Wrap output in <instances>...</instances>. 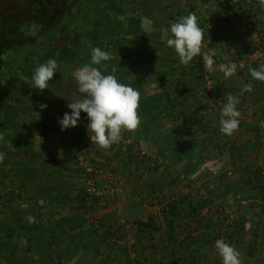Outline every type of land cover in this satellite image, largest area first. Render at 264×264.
Segmentation results:
<instances>
[{"label": "crops", "instance_id": "crops-1", "mask_svg": "<svg viewBox=\"0 0 264 264\" xmlns=\"http://www.w3.org/2000/svg\"><path fill=\"white\" fill-rule=\"evenodd\" d=\"M171 1L145 0L146 7L141 9L143 12L151 10V14L144 12L140 19L150 23L145 37L150 42L145 47L132 45L128 58L111 57L97 67L134 88H139L133 85L134 82H144L145 95L164 90L171 93L176 87H182L179 86L182 79L177 66L180 64L178 55L166 46V42L171 36L170 25L177 21L175 18L196 11L188 6L190 10L176 16ZM189 1L203 3L204 0H187V3ZM244 3L251 12L262 8L259 0H245ZM157 7L164 10L163 17L157 15ZM237 13L241 14L240 11L229 12L234 35L230 43L232 48L244 41L253 42L260 30L264 32V25L257 29L252 26V18L242 14L241 20L246 25H240ZM219 48L218 45L208 47L204 41L202 49L204 55H217V61L222 62L224 58ZM140 51L146 54H139ZM219 66L214 64L209 72L215 75L217 70L220 71ZM207 83L210 85L211 82ZM246 83H251L254 91L240 96L237 106L241 112L240 124L232 136L216 138L213 133H218L219 115L211 108L205 109L208 127L206 130L201 128L197 136L200 148L207 145L208 150L211 148L210 157L218 161L214 172L201 169L194 172L193 166L186 168L192 169L187 172L183 166L170 164L153 147L152 142L158 145L159 138L153 125L148 127L142 117L137 129L122 130L121 140L110 148L103 149L95 144L93 155H97L96 161L107 172L104 182L114 187L93 209V214H89L91 218H98V224L96 221L92 224L85 204L79 201L82 194L80 180L73 163L70 167L67 164L71 153L43 146L46 142L57 147L75 145L80 122L71 127V131L68 128L62 131L58 123L51 122L50 127L46 124L50 123L49 117L59 118L70 112L66 106L85 98L86 94L75 91L71 100H58L59 105L53 106V111H47L46 119L40 118L42 122L25 123L22 131L19 130L28 140L19 152L32 154L35 162H38L35 157H41L50 165L45 164L28 174L25 173L27 168L22 169L26 189L18 208L25 227L33 226L31 231L34 232L25 229V235L19 237L21 245H29L30 237H34L36 264H142L143 261L149 264H222L215 241L224 239L239 250L240 264H264V82L253 79L250 74L227 80L222 76L217 81L221 92L227 95L239 94ZM257 92L258 100L255 99ZM139 110L138 107V114ZM189 110L192 107L182 104L173 110L166 107L162 113L163 128L160 127L164 135L173 128L185 130ZM160 162L165 165L155 170V165ZM188 181L190 185L186 184ZM183 196L206 201L205 215L187 220L180 214L170 218L166 204ZM28 198L31 207L24 203ZM7 205L12 207L14 204ZM12 210L10 208V213ZM139 220L150 221L151 227L140 226Z\"/></svg>", "mask_w": 264, "mask_h": 264}, {"label": "trees", "instance_id": "trees-1", "mask_svg": "<svg viewBox=\"0 0 264 264\" xmlns=\"http://www.w3.org/2000/svg\"><path fill=\"white\" fill-rule=\"evenodd\" d=\"M62 4L63 0H0V58L2 59L0 62V92L1 90L9 88V77L13 71L18 69L22 58L23 49L21 44L24 41L28 44L30 40L27 41L24 39H28L29 35L31 36L33 34V30L28 27V24L23 23L24 19L21 18V12L28 10L30 7L32 9L30 11H33L34 14L39 12H41L40 14L44 13L45 18H42L45 23L53 24L61 19ZM231 6L232 3L230 0H221L219 7L215 10V24L212 27H209V25L208 27L206 25L200 26L204 30V41L207 42V46L216 47L218 45L221 47L219 51L220 55L224 58L225 64L231 61L240 65L243 61H246L242 68L238 67L236 74L243 76L244 74H249V65L253 67L260 65L258 61L250 62L249 59L257 46L264 45V32L262 30V34L258 35L260 37L258 40H254L253 42L244 41L239 43V45H233L234 49L230 47V43L234 39L231 27L232 23L229 18ZM192 8L193 6L191 5L190 9ZM55 10L60 11V13H57ZM250 14L253 17L252 26L259 29L258 27L264 25V7ZM139 54L141 53L139 52ZM203 56L204 50L202 49V55L194 58L190 64L177 65L180 78L182 79L179 86L182 87H176L174 92L170 93L164 90L162 92L145 95L144 88H142L144 82H134L133 85L139 86V88L136 87L140 92L139 115L145 120L148 127L153 125L159 138V143L156 148L158 154L165 160H168L170 164L183 166L184 169L193 166L195 167L193 168L194 172L200 169L214 172L217 169L215 165H217L218 161L210 157L212 152L211 148L208 150L207 145L200 148L197 134L201 131V128L204 130L208 127V120L204 114L205 109L211 108L213 112L219 115L223 107L222 101L227 102V94L221 92L217 84V81L223 76V73L217 70V73L215 72L216 74L212 75L209 72V68L205 67ZM213 57L216 61L217 55H213ZM220 73H222L221 77L216 76ZM208 81L211 82L210 85L207 83ZM257 94L258 92L256 93V100L260 98ZM180 104L188 108L192 107V110L188 111L189 113L186 117L187 125L184 128L185 130L173 128L171 131H168V135H164L163 131H161L162 129L160 130V127L163 128L161 120L164 117L162 114L164 109L170 107L173 110L175 107L180 106ZM218 128V133H213L216 138L222 137L221 135L224 136L220 132V127ZM159 130L160 133L157 132ZM164 145L167 146L163 148ZM214 146L216 147V145ZM162 165H165V163L160 162L156 164L155 170H159ZM191 170L186 169L185 171L191 172ZM189 183L190 181L186 184L190 185ZM83 189L84 186L79 201L84 205L85 198ZM184 199H186V202ZM205 205L206 201L202 202L200 200L188 199L187 196H183L180 199H171L166 204V213H168L170 218L173 215L177 216L180 214L185 220L197 219L199 216H202L201 212L205 208ZM138 223L140 226L143 225L146 228L151 227L150 221L146 223L143 220H139Z\"/></svg>", "mask_w": 264, "mask_h": 264}, {"label": "rangeland", "instance_id": "rangeland-1", "mask_svg": "<svg viewBox=\"0 0 264 264\" xmlns=\"http://www.w3.org/2000/svg\"><path fill=\"white\" fill-rule=\"evenodd\" d=\"M171 1V0H168ZM186 1V3H184ZM221 0H204L203 3H194L192 1H189L187 3V0H179V1H171L172 2V12L178 16L179 13H185L186 10L189 8L188 6H193L195 9H191L192 11H196L197 17H198V23L199 25H206L208 27L209 22L206 18L211 11L214 12L213 7L217 6L219 7V2ZM224 1V0H222ZM232 3V6L230 7L231 12H238L240 11L243 16H251L250 9H248L244 3L245 0H230ZM108 2V1H107ZM191 2V4H190ZM109 3H105L104 0H85V3L83 5H76L75 13L73 16L68 17L63 21V23L60 25L62 27V30H58V33L53 34V38L51 40V48H45L43 49L42 53L38 52L37 54L29 55L28 58H38L41 59L44 62H46L48 59H55L57 61V72L54 73V76L51 78L48 84V88H45L44 90H39L36 88H33L32 85V75L28 74L26 71H22V73L25 75V80L23 78L22 81L16 82L13 79L8 80L10 82V86L8 88V91L6 94L1 95L0 98V106L3 110H7L6 114H3V117L1 119V122H5L6 124L10 125L11 123L16 124L18 120H20V124L22 127L25 125V123H28L29 121H41L42 119L47 117L45 115L48 110H52L53 106H58V100H62L65 98L66 100H63V102L71 100V94H74L76 91L77 93L80 92L79 90V84L77 80L75 79V76L77 75V70L85 64L90 63L91 60V50L93 47H96L95 41L93 39V32L96 31V29H99L98 38L99 42H102L103 47L100 46L103 50L107 51L112 57L114 54H118L119 58H128L129 54V48L134 44L135 45H142V47H145L146 43H149L150 41L145 38L147 37V28L150 23H145L144 21L140 20L143 13L151 14V10H145L143 13H139L136 17V20L133 25L127 23V25L123 27L122 22H118L117 19L114 17V12H111L112 15L110 16L109 7L107 5ZM162 4V3H161ZM190 4V5H189ZM104 6L103 10L107 11L105 12L104 16H99L96 13L95 7L100 9ZM180 6V7H179ZM234 6V7H233ZM233 7V10H232ZM102 9V8H101ZM157 10V15L159 17L164 16V10L157 7L155 8ZM156 10H153V12L156 14ZM190 10V9H188ZM152 12V14H153ZM102 14V13H101ZM237 13L238 20L240 25L244 26L246 23L242 22L241 17L242 15ZM100 17V23L97 22V20ZM175 20H178L175 18ZM117 22V23H116ZM116 23V24H115ZM122 23V24H121ZM250 23V22H249ZM100 25V26H99ZM162 28V25L159 26ZM35 26H33L31 29L34 30ZM92 35V36H91ZM161 37V35H160ZM51 39V37H50ZM49 39V40H50ZM48 40V39H47ZM114 40H117V42L121 43V47L119 50L114 51L111 49L108 44H113ZM50 44V45H51ZM141 54H144L145 51H140ZM211 54V53H210ZM209 54V55H210ZM214 64H217V66L221 64H225L224 60L222 62L215 61ZM17 73L19 71H16ZM15 71L11 73L12 76H16ZM21 83V84H20ZM81 93V92H80ZM223 105L225 104L224 101H222ZM41 104H46L47 107L42 109L40 107ZM67 110L71 111L66 106ZM53 111V110H52ZM85 116V118H81L80 120V131L76 134L77 137L75 139V145L73 147L71 146H59L57 147L54 143L43 144V146H47V149H55L59 148L62 151H67L68 154L71 153L72 157L68 160L67 164L68 167H70L71 162L73 163V169L75 170L76 176L79 178L80 182V189L83 188V185L86 180V171H83L79 167L78 163V157L80 156L81 148L87 147L86 155L87 159H89V163L93 168H96V174H97V182H99L100 187H103L104 190L110 192L112 188H114L111 185L105 184V174L107 172L104 170L102 165L98 164L96 161V156L93 153L96 148V143L92 142L89 136V132L87 127L82 130V127L87 126L88 120L87 116L84 113H81V117ZM40 118H42L40 120ZM54 118V119H53ZM46 119V118H45ZM50 123L46 124V126L50 127L51 122L58 123V118L56 116H52V118L49 117ZM71 131V127L68 128ZM67 129V130H68ZM48 130V129H47ZM13 139L11 144L16 147V151H12L14 154V157H12L13 165L16 168H27L25 170V173H33L35 170H39L42 166L50 165V163L46 164L48 161H44L41 159V157H35L38 162H35L34 156L32 154L26 155L25 153L19 152L18 149H22V146L27 142L28 137L22 133H14ZM153 147L155 150H157L158 145H154ZM42 144H40V147ZM53 146V147H50ZM39 147V146H38ZM9 150V149H8ZM138 151V150H137ZM33 152V151H32ZM140 152V150H139ZM36 154V153H35ZM45 153H42L41 155H44ZM94 154V155H93ZM154 154V153H153ZM38 156V154H36ZM48 156V155H47ZM140 156V155H139ZM144 156V155H143ZM27 157V158H26ZM26 160L32 161L31 163H27ZM46 164V165H45ZM98 164V165H97ZM27 166V167H26ZM31 176V174L29 175ZM31 188H33L32 184H30ZM28 186V187H30ZM79 188V186H78ZM105 197V196H104ZM97 198L95 199L91 205L87 206L84 205L86 213L89 218L90 212L93 214V209L100 203V201L104 198ZM100 199V200H99ZM25 205L29 206L31 202L29 201V198L27 199V202H25ZM33 203V200H32ZM85 204V203H84ZM203 215L204 212L202 210L201 212ZM90 214V215H91ZM95 214V213H94ZM205 215V214H204ZM95 218H91V222L93 224L94 221L98 224L99 220L96 216ZM142 264H149L146 261H143Z\"/></svg>", "mask_w": 264, "mask_h": 264}, {"label": "clouds", "instance_id": "clouds-1", "mask_svg": "<svg viewBox=\"0 0 264 264\" xmlns=\"http://www.w3.org/2000/svg\"><path fill=\"white\" fill-rule=\"evenodd\" d=\"M264 7V0H259ZM171 36L167 39L166 46L173 48L178 55L179 63L190 64L194 58L202 55L204 45V30L198 23L196 13H189L180 17L170 25ZM111 59V55L96 46L91 50L90 63L84 64L77 70L75 79L79 84L81 93L85 98L76 102H70L67 107L70 112H65L58 118L61 130L76 127L81 120V113H86L87 128L92 142L103 149L110 148L122 138V130H135L141 123L138 107L140 104V92L131 84L121 82L114 74H104L100 67L104 62ZM206 68H212L215 60L213 55H204ZM106 66V64L104 65ZM236 62L221 64L219 70L224 79L235 76L238 72ZM57 72V61L48 59L39 64L33 71V88L44 90L48 88L49 81ZM250 76L258 81L264 82V63L258 67L248 66ZM251 83L244 84L239 94L227 95V102L223 105L219 114L220 132L226 136H232L239 127L241 112L238 109L240 96L253 92ZM42 109L46 104H41ZM3 154H0V160ZM32 218L29 217V220ZM215 247L219 252L222 264H240V252L224 239H217Z\"/></svg>", "mask_w": 264, "mask_h": 264}, {"label": "flooded vegetation", "instance_id": "flooded-vegetation-1", "mask_svg": "<svg viewBox=\"0 0 264 264\" xmlns=\"http://www.w3.org/2000/svg\"><path fill=\"white\" fill-rule=\"evenodd\" d=\"M144 1L145 0H104L105 3H109V5H106L109 7V10L107 11H110V16L112 15L111 12H114L113 15L117 21L124 23L123 27L124 25L126 26L127 23H129L131 27V25L135 23L133 21H135L138 14L143 13V9H141V7H146V3ZM84 3L85 0H63L62 13L55 10L57 13H60L62 20L60 19L61 21L59 20L53 24L45 23L42 18L44 17V13H42L43 16L40 14L41 12L34 14L33 11H30L32 10L30 7L28 10L21 12V18L24 19L23 23H26V25L28 24L29 28L35 26L32 32L33 34L29 33L34 36L29 35L28 39H24L27 41L30 40L28 44H26L25 41L23 44H21L23 49V53L21 55L22 58L18 69L15 70L19 72H16L17 75L15 77L11 75L9 80L13 79L16 82L22 81V78L25 80V75L22 73V71H26L30 75L33 74L34 69L39 64L43 63V61L38 58H28L29 55H35L38 52L42 53L43 49L51 48L52 44L50 42L53 38V34L55 35V33H58V30H62L60 25L63 23V21L74 15V9L76 8V5H83ZM101 8L97 10L95 7L94 9L99 16L102 15L103 17L105 15L104 13L107 11L103 10L104 6ZM97 22L100 23V17ZM98 30L99 29H96V31L93 32L94 35L91 36L94 40H96L95 46L103 47L102 42H99ZM108 46L110 48L112 47L111 49L114 51H117L120 49L121 43L117 42V40H114L113 44L109 43ZM113 57H118V54H114ZM1 60L2 59L0 58V62ZM7 91L8 89L1 90L0 98L1 95L6 94ZM6 112L7 110H3L0 106V120L3 117V114H6ZM19 122L20 120H18L16 124L11 123L10 125L6 124L5 122H0V132H3L0 133V154H3V159L0 160V264H27L28 260L30 261L28 264H36L37 261L35 254L36 251H34L35 243L32 242L34 237H30L29 245L27 243L21 245L19 238L25 235V229H28L29 231L33 229V226L25 227V223L20 217L21 210L18 208L20 204H22V194L26 189L24 185L25 181L23 180L24 176L22 175L24 171L21 168L14 167L12 163L13 161H10L12 160V157H14L12 151H16V147L10 144L14 137L13 135L15 132L18 134L22 133L19 129L22 131V128L24 127H22ZM8 203L14 205L11 207L10 205H7ZM31 206L33 205L26 207ZM10 208L13 209L11 213L9 211ZM10 223H13L11 227L9 226ZM30 224L32 223L30 222ZM9 235L12 237L10 238Z\"/></svg>", "mask_w": 264, "mask_h": 264}, {"label": "built area", "instance_id": "built-area-1", "mask_svg": "<svg viewBox=\"0 0 264 264\" xmlns=\"http://www.w3.org/2000/svg\"><path fill=\"white\" fill-rule=\"evenodd\" d=\"M217 6L213 7L214 12L211 11L209 15L206 16L208 22H209V27H212L215 22V10H217ZM253 20L252 15L250 16ZM262 31L259 32L258 35H261ZM256 36L258 40L260 37ZM249 61H258L259 64L264 63V45L257 46L256 49L253 51V53L250 55ZM246 61H243L241 64L244 65ZM87 147H82L80 156L78 157V163L79 167L83 170L86 171V180L84 183V198H85V205L89 206L92 204V202L97 199V198H102L108 194V191L104 190L103 187H100L99 182H97V170L96 168H93L90 163L89 159H87Z\"/></svg>", "mask_w": 264, "mask_h": 264}]
</instances>
